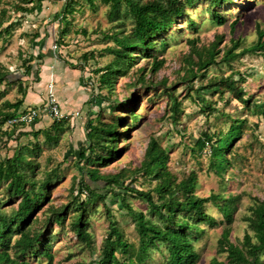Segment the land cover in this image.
Returning <instances> with one entry per match:
<instances>
[{"label": "rangeland", "instance_id": "obj_1", "mask_svg": "<svg viewBox=\"0 0 264 264\" xmlns=\"http://www.w3.org/2000/svg\"><path fill=\"white\" fill-rule=\"evenodd\" d=\"M59 1L32 4L29 0H5L0 6V69L25 75V94H20L18 85L0 87V122L6 113L13 112L9 103L24 100L18 118L1 126L0 157L21 153L34 162L40 180L49 173L58 174L49 199L31 227L41 233L42 239L50 238L53 264L95 261L110 222L117 225L126 242L139 246L133 216L110 194L111 220L102 200L87 206L90 244L80 241L73 228L78 216L74 207L87 200V194L81 192L80 179L88 168H97L106 177L121 175L126 183L132 182L141 191L154 189L158 181L139 172L154 139L168 152V169L178 182L192 174L197 177L196 195H221L220 205L229 196L236 198L231 225L224 221L218 208L211 203L206 205L217 224L204 225L205 234L194 244L201 256L198 264H234V256L230 258L233 262L228 258L229 248L233 245L246 253L247 235L253 244L257 243L251 224L254 210L264 203V51H248L257 43L258 32L264 31V0H227L219 6H213L211 0L198 3L166 34L154 39L149 49L151 58L136 53L137 64L119 75L112 89L100 86L102 73L97 71L114 60L106 51L116 47L111 37L130 32L134 27L132 17L125 14V6L121 14L111 16L110 6L97 1L91 8L85 0H79L80 6L66 15L63 23L56 16L62 11L57 9ZM38 6L35 12L20 11L21 7ZM214 12L225 23L214 19ZM213 54L215 63L199 69L200 61L209 60ZM155 58L164 64L153 74L150 70ZM25 61L34 65L39 79L34 72L25 74ZM142 78L145 82H141ZM229 78L243 89L245 97H252L249 106L224 87ZM215 84L220 86L208 88ZM55 104L60 108V119L50 113ZM33 112L37 113L33 122L20 121ZM119 117L124 122L118 128L121 136L114 149L117 155L105 166L80 161L79 152L88 146L89 125L97 127L99 120L117 124ZM235 121L242 124L243 134L228 154L233 166L218 175L210 167L211 147ZM55 122L62 125L60 132L53 129ZM46 132L55 139L50 142ZM207 136L211 141L206 140L205 148L200 150L198 141ZM99 154L107 157L110 151L100 150ZM6 192L2 185L0 197L7 200ZM19 201L12 198L4 210L13 212ZM127 202L134 210L148 213L142 198L129 195ZM57 209L67 212L63 226L52 220ZM165 252V247L151 250L152 260L147 263L165 264ZM118 256L128 257L121 253ZM261 259L264 261V254ZM28 261L48 262L43 256H31Z\"/></svg>", "mask_w": 264, "mask_h": 264}, {"label": "trees", "instance_id": "obj_2", "mask_svg": "<svg viewBox=\"0 0 264 264\" xmlns=\"http://www.w3.org/2000/svg\"><path fill=\"white\" fill-rule=\"evenodd\" d=\"M4 1L0 0V6ZM29 1L33 4L35 1L41 3L44 0ZM98 1L111 7V16L121 14L122 7L125 6V14L131 16L134 21V27L130 32L113 34L111 39L116 47L108 48L106 51L115 58L105 68L97 71V73H102L99 80L100 86L112 89L117 77L137 64V57L134 56L136 53H139L142 58H151L149 49L154 45V39L166 34L188 9L194 8L204 0H150L146 3L143 0ZM226 1L211 0L213 6H219ZM95 2L96 0H87L91 8H95ZM74 3L69 4L68 0L64 3L61 13L56 15L59 21L66 22V15L75 11ZM38 8L39 6L29 9L21 7L20 11L35 12ZM214 19L219 23H225V19L217 12H214ZM194 25L192 23V26ZM263 39L264 31H259L257 43L248 51H264ZM213 63H215L214 54L210 55L209 60L200 61L199 69H207ZM163 64V61L155 58L151 73L155 74L160 71ZM24 67L26 68L25 74L35 71L34 65H31L29 61H25ZM34 74L39 79L37 72ZM23 76L25 75L0 69V87L18 85L20 94H25L22 83ZM141 82H145V78H142ZM215 86L217 88L220 85L215 84L208 88L211 90ZM224 87L232 92L242 104L250 105L252 97H245L243 89L238 87L234 79L229 78L224 81ZM23 104V99L15 104L9 103L13 112L4 115L3 121L0 122V132L3 123L18 118V111ZM255 107L259 108L260 106ZM123 122L124 119L119 117L117 124L102 123L99 120L97 127L89 125V142L88 146H83L79 152L80 161L89 165H107L110 158L117 155L114 149L121 136L118 128ZM53 129L60 132L62 125L55 122ZM242 129V124H238V121L233 122L229 132L217 141L216 146L211 147L210 167L218 175H223L229 166H233V160L228 158V154L233 151L242 136ZM46 134L50 142L55 139L49 132ZM206 140L211 141V138L207 136L206 139L198 141L200 150L205 148ZM100 150L110 151L109 156H100ZM169 158L168 152L155 139L150 142L139 170L145 176L158 181L157 186L149 191H141L132 182L126 183L121 175L106 177L101 175L97 168L87 169L86 174L84 173L80 179L81 192L87 194V200L85 203L79 202L74 207L78 216L75 218L73 228L80 241L89 244L92 241L91 234L86 230L87 206L102 200L111 220L110 199L112 198L114 201L118 200V204L123 209H128L133 216L139 236V246L135 247L134 244L126 242L117 225L110 222L109 232L102 246L101 254L95 261L81 264H148L147 262L152 260L151 250H160L161 247L166 249L165 264H198L201 256L194 244L205 234V231H202L204 225L217 224L215 217L206 211V205L211 203L218 208L224 221L229 225L232 224L233 214L236 212L234 207L236 198L229 196L224 200V204L220 205L221 195L212 193L207 198L199 197L195 194L198 187L197 177L192 174L186 180L178 182L175 175L168 169ZM36 169L34 162L28 160L21 153L4 159L0 157V187L6 186L8 197L7 200L0 197V264H31L28 261V257L31 256H43L47 258V264L54 263V255L49 250L51 247L50 238L42 239L41 233L32 231L31 227L38 220L43 203L49 199L50 188L53 185V180L58 179V174L49 173L43 180H40L36 177ZM108 194L111 196L110 199ZM129 195L143 199L148 206L147 214L149 216L134 210L128 204ZM12 198H19L20 201L17 209L7 213L4 207ZM66 215V210L57 209L53 212L52 220L55 224L63 226ZM254 215L255 219L252 221L251 228L256 232L257 243L253 244L251 237L247 235L246 253L231 245L228 258L230 261V258L234 256V264H264L261 259L264 254V203L254 210ZM228 235L229 231H226L225 237L227 238ZM14 236H17V239H14ZM119 253L128 257L121 259L118 256Z\"/></svg>", "mask_w": 264, "mask_h": 264}, {"label": "built area", "instance_id": "obj_3", "mask_svg": "<svg viewBox=\"0 0 264 264\" xmlns=\"http://www.w3.org/2000/svg\"><path fill=\"white\" fill-rule=\"evenodd\" d=\"M50 113H51L52 117H54V119H60L61 118V111H60V108H59V106L57 104H55L52 107ZM36 116H37V113L36 112H33V113L29 114L28 116L25 115L22 120L20 119V121H23L24 120V121H27V123L33 122L35 120V117ZM13 122H16V121H12V123Z\"/></svg>", "mask_w": 264, "mask_h": 264}, {"label": "crops", "instance_id": "obj_4", "mask_svg": "<svg viewBox=\"0 0 264 264\" xmlns=\"http://www.w3.org/2000/svg\"><path fill=\"white\" fill-rule=\"evenodd\" d=\"M59 1V0H58ZM63 1V2H62ZM60 0L59 2H58V4H57V9L59 10H62V8H63V6H64V3L67 1V0ZM69 1V4L71 3V2H75L74 4H73V8H76V6H80L79 4H81L82 2L81 1H79V0H68ZM97 1L98 0H96V2H95V5L97 4ZM85 2H87V0H85ZM99 2V1H98ZM100 3V2H99ZM76 4V5H75ZM87 5L89 6V4L87 3ZM90 7V6H89ZM19 115V114H18ZM37 124V123H36ZM35 124V125H36Z\"/></svg>", "mask_w": 264, "mask_h": 264}]
</instances>
